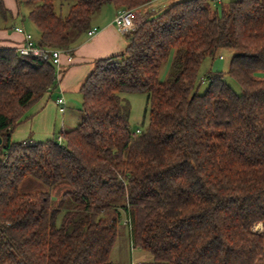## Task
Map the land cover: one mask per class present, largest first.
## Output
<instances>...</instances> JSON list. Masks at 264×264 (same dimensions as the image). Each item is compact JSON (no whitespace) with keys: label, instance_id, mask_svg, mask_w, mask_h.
<instances>
[{"label":"trees","instance_id":"1","mask_svg":"<svg viewBox=\"0 0 264 264\" xmlns=\"http://www.w3.org/2000/svg\"><path fill=\"white\" fill-rule=\"evenodd\" d=\"M17 1L33 4L38 45L68 50L103 5L150 0H59L65 16L56 0ZM124 36V51L94 60L81 84V120L42 142L12 131L54 86L55 66L0 45V264H121L109 256L122 221L156 263L264 260V0L219 14L208 0H177ZM220 48L235 51L226 74L240 93L212 70L198 91L201 63ZM143 91L148 125L135 133L122 94ZM26 176L70 189L54 203L20 192Z\"/></svg>","mask_w":264,"mask_h":264},{"label":"crops","instance_id":"2","mask_svg":"<svg viewBox=\"0 0 264 264\" xmlns=\"http://www.w3.org/2000/svg\"><path fill=\"white\" fill-rule=\"evenodd\" d=\"M2 1L4 6L13 5L12 0ZM175 1L177 0H169L167 3L164 0H150L148 3L136 8V12L145 18L155 15ZM98 11L95 12V15L93 14L90 22V27H97L98 30L92 36L84 33L70 45L68 51L72 56L71 62H67L65 55L61 56L59 77L54 86L26 109L22 121L12 131V141L29 138L35 142H42L58 136L56 134L58 126L60 131L68 130L65 129L67 121L65 113L71 104L78 102L81 96V84L93 70L94 60L122 53L126 48L127 40L124 34L119 33L113 23L119 9L111 5L105 6V8L101 7ZM18 26L24 27L23 23ZM24 28L27 30L26 27ZM21 39L22 36L14 30V27L11 32L0 30V45L16 48ZM59 96H62L65 100V110L63 112L59 110L56 103V98ZM121 224L127 230L125 229L126 232H119L126 237L129 233L128 227L124 224V221ZM114 246L110 251V260ZM144 253L145 250L131 246V250L129 254L125 255V258L113 262H123L121 264H162L154 262L152 256L148 258Z\"/></svg>","mask_w":264,"mask_h":264},{"label":"rangeland","instance_id":"3","mask_svg":"<svg viewBox=\"0 0 264 264\" xmlns=\"http://www.w3.org/2000/svg\"><path fill=\"white\" fill-rule=\"evenodd\" d=\"M168 1L169 0H164ZM233 0H208V5L210 8V13L216 12L217 14L220 13L221 8L227 5L228 2ZM13 5L8 6L5 5L4 13L0 10V30L11 32L12 28L18 25H22L27 28L34 37H37L39 31L35 24L28 18V11L33 7V4H27L23 2H19L16 0H12ZM8 6V8H7ZM111 6L109 4H105L102 7ZM55 11L62 16H65L68 10V3L63 2L60 3L59 0L54 2ZM136 10V8H133ZM103 10V9H102ZM98 11V10H97ZM96 11V12H97ZM99 13V11H98ZM95 15V13H94ZM137 24H139L144 17L140 16L137 12L136 14ZM234 50L230 48H220L215 52L214 57H206L200 65L199 68V77H200V85L198 87L199 92H203L207 87V81L202 78L204 77L205 73L209 70L212 71H222L224 73L225 81L237 92L240 93L241 89L238 83L232 79L230 76L226 74L227 68L229 66L231 57L234 54ZM170 59L162 66L159 74V78L164 80L167 76L168 68L170 65ZM264 73H260L261 76ZM124 100L129 104V125L132 131H142L145 130L148 125V97L145 91L143 92H135V93H123L122 94ZM82 97H79L78 102L76 104H71L70 108L67 109L65 113V118L67 119L65 129L73 128L82 117V113L80 111ZM59 134L60 128H57ZM70 189V185L67 181H62L54 186H49L44 182L38 180L33 176H26L19 184V191L20 192H35V191H47L51 194L54 203L61 197V195ZM255 228L262 230L263 226L261 223L256 224ZM262 228V229H261ZM119 231L124 232L126 227L122 224L119 225ZM127 230V229H126ZM118 234V238L114 249L112 251L111 260L112 261H121L122 258H125V255L129 254L131 250V240L130 235L127 233L126 237L122 234ZM126 232V231H125ZM128 232V231H127ZM145 256L149 258L151 254L145 251ZM129 259V257L127 256ZM123 263V262H119ZM128 263V261H127ZM256 264H264V260L258 261Z\"/></svg>","mask_w":264,"mask_h":264},{"label":"built area","instance_id":"4","mask_svg":"<svg viewBox=\"0 0 264 264\" xmlns=\"http://www.w3.org/2000/svg\"><path fill=\"white\" fill-rule=\"evenodd\" d=\"M136 14L137 12L133 8L119 10L113 19V23L116 30L121 34H125L130 30L134 29L135 26L137 25ZM14 30L22 36L20 44L15 48L16 51L24 56L41 57L43 59L51 60V62L54 64L56 69V80H57L59 77L61 56L65 55L67 62L72 61V56L69 53V51L66 49L49 48L38 45L34 36L22 26H16L14 27ZM97 30H98L97 27H90L86 31V34L88 36H92ZM56 103L59 107V110L63 112L65 110L64 98L62 96L57 97ZM138 132L140 131L139 130L135 131V133ZM58 140L61 142L60 136L58 137ZM255 229L259 230L257 228Z\"/></svg>","mask_w":264,"mask_h":264}]
</instances>
